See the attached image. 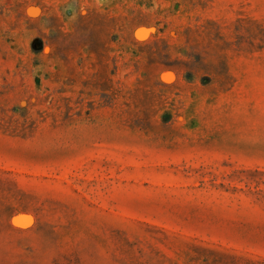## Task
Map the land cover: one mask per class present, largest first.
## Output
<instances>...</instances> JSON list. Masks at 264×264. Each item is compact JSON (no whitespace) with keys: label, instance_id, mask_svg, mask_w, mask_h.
Here are the masks:
<instances>
[{"label":"rangeland","instance_id":"obj_1","mask_svg":"<svg viewBox=\"0 0 264 264\" xmlns=\"http://www.w3.org/2000/svg\"><path fill=\"white\" fill-rule=\"evenodd\" d=\"M0 264H264V0H0Z\"/></svg>","mask_w":264,"mask_h":264},{"label":"water","instance_id":"obj_2","mask_svg":"<svg viewBox=\"0 0 264 264\" xmlns=\"http://www.w3.org/2000/svg\"><path fill=\"white\" fill-rule=\"evenodd\" d=\"M15 222L18 223V224L23 223V221H21V219H17Z\"/></svg>","mask_w":264,"mask_h":264}]
</instances>
